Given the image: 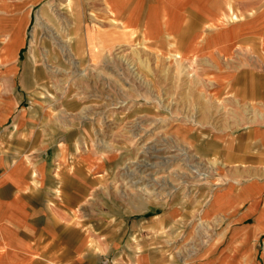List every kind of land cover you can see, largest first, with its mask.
<instances>
[{
  "label": "rangeland",
  "instance_id": "obj_1",
  "mask_svg": "<svg viewBox=\"0 0 264 264\" xmlns=\"http://www.w3.org/2000/svg\"><path fill=\"white\" fill-rule=\"evenodd\" d=\"M15 3L13 28L24 26L26 38L20 63L46 77L33 83V104L80 120L91 140L82 149L98 155L97 234L106 233L108 202L114 236H140L98 248L111 246L113 255L162 248L173 256L216 240L218 226L203 208L232 167L217 142L264 121L263 102L233 88L241 69L264 73V50L237 51L227 66L186 59L155 49L143 34L122 33L108 0ZM247 17L232 10L227 21Z\"/></svg>",
  "mask_w": 264,
  "mask_h": 264
},
{
  "label": "crops",
  "instance_id": "obj_2",
  "mask_svg": "<svg viewBox=\"0 0 264 264\" xmlns=\"http://www.w3.org/2000/svg\"><path fill=\"white\" fill-rule=\"evenodd\" d=\"M108 3L122 33L143 34L155 49L178 51L177 57L227 66L237 51L264 50V0ZM14 9L15 0H0V264H264V121L258 120L217 142L232 167L203 208L218 226L216 240L173 256L162 248L135 255L98 248V242L134 243L140 236H114L108 202L106 233L97 234L98 155L82 149L91 140L80 120L33 104V83L46 77L39 67L31 72L30 64L20 63L26 38L24 26L13 28ZM232 10L248 17L227 21ZM223 71L230 80V71ZM233 83L237 96L264 104V73L241 69Z\"/></svg>",
  "mask_w": 264,
  "mask_h": 264
}]
</instances>
